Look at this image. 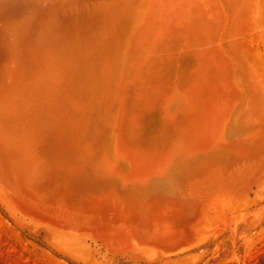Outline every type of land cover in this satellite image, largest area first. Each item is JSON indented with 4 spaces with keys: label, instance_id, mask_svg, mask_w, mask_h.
<instances>
[{
    "label": "rangeland",
    "instance_id": "1",
    "mask_svg": "<svg viewBox=\"0 0 264 264\" xmlns=\"http://www.w3.org/2000/svg\"><path fill=\"white\" fill-rule=\"evenodd\" d=\"M217 2L216 46L235 91L220 134L127 180L114 147L116 90L146 0H0V264H264V0ZM176 90L169 116L190 105ZM140 227L167 229L181 245L166 249ZM95 230L119 231L128 247L111 251Z\"/></svg>",
    "mask_w": 264,
    "mask_h": 264
},
{
    "label": "bare ground",
    "instance_id": "2",
    "mask_svg": "<svg viewBox=\"0 0 264 264\" xmlns=\"http://www.w3.org/2000/svg\"><path fill=\"white\" fill-rule=\"evenodd\" d=\"M220 18L221 11L217 0H146L141 19L129 27L126 36L127 46L124 48V70L120 71L121 75L120 79H118L119 84L116 90L118 111L114 119L112 118L115 123L113 131L116 137L115 151L118 157L122 158L131 170L126 177L127 180H145L152 173L162 170L164 162H169L176 152L207 148L212 133L215 132V135L216 133L220 134V130H215V127L220 125L226 114L229 98L235 96L229 60L221 51L222 49L216 46L215 27ZM179 88L183 91L182 93L190 105L184 106L179 103L176 106L175 113L169 116L164 106L167 104L168 99L177 92L176 89ZM247 125L249 126V124ZM169 131L173 135L171 141L166 144L165 139ZM94 136L96 137V135ZM68 144L70 145V143ZM85 162L84 164H86ZM95 163L98 164V162ZM113 176L115 175L113 174ZM102 177H105V175ZM95 179L97 180V178ZM19 204L23 210L33 213L38 212L33 209V205L25 201H19ZM86 206L99 211L103 207L102 202L93 201ZM120 216L116 217L124 219V223L132 226L133 220ZM132 228L134 226L130 227V229ZM135 229H138L136 232L144 236L153 234L155 237L161 236L165 240H170L173 236L172 233L167 232V229H159L158 231L155 229V231H149L145 227ZM94 232L102 238V242L111 251H119L124 247H128L126 236L119 231L105 232L95 230ZM114 236L120 240V244L117 247L111 242Z\"/></svg>",
    "mask_w": 264,
    "mask_h": 264
},
{
    "label": "water",
    "instance_id": "3",
    "mask_svg": "<svg viewBox=\"0 0 264 264\" xmlns=\"http://www.w3.org/2000/svg\"><path fill=\"white\" fill-rule=\"evenodd\" d=\"M180 245H181V242L172 240V238L170 240H165L166 249L174 250V249H177Z\"/></svg>",
    "mask_w": 264,
    "mask_h": 264
}]
</instances>
